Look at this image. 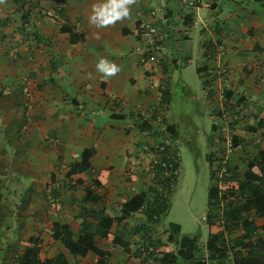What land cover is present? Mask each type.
<instances>
[{
	"label": "crops",
	"instance_id": "obj_1",
	"mask_svg": "<svg viewBox=\"0 0 264 264\" xmlns=\"http://www.w3.org/2000/svg\"><path fill=\"white\" fill-rule=\"evenodd\" d=\"M96 2L0 4V264H17L29 239L53 264H156L153 245L176 253L165 215H146L167 191L147 153L177 150L200 95L212 120L216 154L207 160L218 197L226 183L243 184L264 154V0H137L129 19L105 29L87 22ZM147 27L157 36H146ZM153 38L160 54L147 62ZM100 57L119 74L102 79ZM244 219L264 243V217L252 210ZM89 234L102 258L79 254ZM243 235L240 224L231 229L228 247ZM201 238H190L196 249Z\"/></svg>",
	"mask_w": 264,
	"mask_h": 264
},
{
	"label": "trees",
	"instance_id": "obj_2",
	"mask_svg": "<svg viewBox=\"0 0 264 264\" xmlns=\"http://www.w3.org/2000/svg\"><path fill=\"white\" fill-rule=\"evenodd\" d=\"M11 1L19 8L23 6L21 0ZM25 17L23 14V23H25ZM163 96L165 97V94ZM166 148L168 152L173 150H169L167 146ZM158 172L161 171L158 170ZM174 177L175 175H170V179L173 180L172 183L174 182ZM162 182L166 184V189L169 192L171 187L169 178L165 179V181L162 180ZM156 199L160 204L157 207V211L150 212L149 210L146 213L149 220L154 219L156 221L160 215H166L168 195L159 194ZM208 205L221 207V212L213 213L212 211L205 217L209 228L208 238L205 243L206 258L219 264L228 256L233 258L234 264H264V243L252 239L253 232L256 230L254 223L246 219L240 223L241 213H251L252 210H255L257 215L264 217V154L260 155V159H256L249 164L248 171L244 175L243 184L233 186L226 183L224 193L220 197H218L217 190L209 189ZM239 224L244 230V235L240 239L233 240L232 247H228L225 236L229 235L230 230ZM175 228L176 224L169 223L168 243L174 242L178 236L179 232ZM91 236L89 234L82 240H78L79 244L87 243V247L80 249L79 254L83 256L86 252L91 251L102 258L103 254L95 248L92 239H90ZM103 236L108 237L109 233H105ZM117 242L118 245H123L125 248L128 246L123 240L118 239ZM195 242V240H191L186 248L179 249L176 253L170 250L167 244L153 245L152 253L160 254L156 264H200L196 257L197 246ZM65 246L73 250V244L69 240H66ZM23 248L22 256L17 259V264H53L52 260H40L36 240L29 239L24 242ZM236 248L240 249L239 252H234ZM242 251L246 253V256H242ZM58 264H62V260Z\"/></svg>",
	"mask_w": 264,
	"mask_h": 264
},
{
	"label": "rangeland",
	"instance_id": "obj_3",
	"mask_svg": "<svg viewBox=\"0 0 264 264\" xmlns=\"http://www.w3.org/2000/svg\"><path fill=\"white\" fill-rule=\"evenodd\" d=\"M11 1V0H9ZM25 2L27 0H21ZM195 78L190 80L194 85ZM172 106L177 109L179 103L175 99L176 90L172 92ZM203 96L193 98L194 105L200 110L192 114L188 113L190 122L184 117L189 130V135L183 141L176 142L177 154L179 156L178 172L174 177L167 200V212L161 220L165 227L169 223L178 224L176 228L179 236L172 243L176 249L186 248L190 244V238L195 235H201L199 249H197V261L204 264L202 260H206L205 241L209 234V228L202 222V217L208 213H220L221 207L216 205H208V191L210 189V163L207 157L210 153L216 154V148L211 145L209 140L211 121L207 114ZM182 108V106H181ZM191 107H187V112ZM176 116V115H175ZM178 116V115H177ZM184 140L190 143L187 145ZM206 222V221H205ZM228 242L230 238H228Z\"/></svg>",
	"mask_w": 264,
	"mask_h": 264
},
{
	"label": "clouds",
	"instance_id": "obj_4",
	"mask_svg": "<svg viewBox=\"0 0 264 264\" xmlns=\"http://www.w3.org/2000/svg\"><path fill=\"white\" fill-rule=\"evenodd\" d=\"M5 0H0V4ZM137 0H98L93 3L88 15V24L97 29L110 28L131 17V10ZM96 72L102 79H109L119 74L121 68L106 58H98L95 64Z\"/></svg>",
	"mask_w": 264,
	"mask_h": 264
},
{
	"label": "built area",
	"instance_id": "obj_5",
	"mask_svg": "<svg viewBox=\"0 0 264 264\" xmlns=\"http://www.w3.org/2000/svg\"><path fill=\"white\" fill-rule=\"evenodd\" d=\"M145 35L148 37L157 36L156 29L153 27H147ZM158 54H160V44L158 43L157 40L153 38L152 45L150 48V54L147 56L146 61L157 62L156 56H158ZM203 77L204 80L206 79L205 81H207L206 75L202 76V78ZM23 91L26 96L29 95L27 89H24ZM156 122H158L159 124L163 123V118L160 115H158L156 118ZM154 149H155L154 151L147 153L151 158L149 170L153 172H158V170H160L161 173H163L162 175L163 181L169 178V180L171 181L170 183L171 186L173 180L170 179V175L172 176L176 175L178 172L179 156L177 154V150L173 149L168 152L167 148L164 145H158ZM165 195H168V191L166 192ZM205 219L206 218L203 217V220Z\"/></svg>",
	"mask_w": 264,
	"mask_h": 264
}]
</instances>
